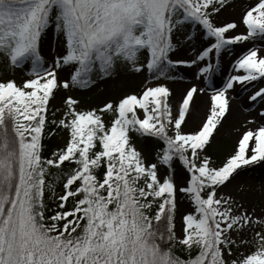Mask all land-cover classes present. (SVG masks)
<instances>
[{"label": "snow or ice", "instance_id": "snow-or-ice-1", "mask_svg": "<svg viewBox=\"0 0 264 264\" xmlns=\"http://www.w3.org/2000/svg\"><path fill=\"white\" fill-rule=\"evenodd\" d=\"M257 167L264 0H0V264H264Z\"/></svg>", "mask_w": 264, "mask_h": 264}, {"label": "rangeland", "instance_id": "rangeland-1", "mask_svg": "<svg viewBox=\"0 0 264 264\" xmlns=\"http://www.w3.org/2000/svg\"><path fill=\"white\" fill-rule=\"evenodd\" d=\"M52 44L54 46L55 37H53V39H52ZM244 47H245L244 45L235 46L233 48V53H236V52L242 50ZM188 55H192L191 51L188 52ZM231 59L232 58L230 56L224 55V57L222 59L221 70L218 71L213 77V83L216 86H220L222 84L223 80L226 78L227 74H229L231 72ZM195 71H196V69L194 67L193 68L184 67V68H181L179 70L177 82H175L172 85L174 88L177 89V94H179V91L182 90L184 87H186L188 84L194 82L192 78H193V73ZM20 75H21V73H17L18 79L20 78ZM179 77H183V79L180 80ZM144 83H145L144 77H142V76L135 77V78H133V80L131 82V87L139 89V88L143 87ZM201 86H204V85L202 84ZM243 97H244V93L240 92L239 95L233 100V114H232V116L229 117V120L232 121L233 123H235L238 119H241L246 114V113H244L243 107H242ZM206 101H207L206 96L201 98L200 111H199V114L201 117H203L204 113L206 112V107H205ZM56 103L58 106L59 100H57ZM198 122L199 121H197V123ZM224 132L227 133L228 129L225 128ZM62 135L63 134L61 133V135H58L55 138H52V143L54 145L62 144L63 143V140L61 139ZM234 138L235 137L233 135L231 139L234 140ZM230 143H231V140L226 141V144L230 145ZM138 144H140V146H142V147L144 146L142 142L138 141ZM220 155H222V153H220ZM262 171H264V170H262L260 167H257L255 172L250 173V175H254L256 177H259L261 175Z\"/></svg>", "mask_w": 264, "mask_h": 264}, {"label": "trees", "instance_id": "trees-1", "mask_svg": "<svg viewBox=\"0 0 264 264\" xmlns=\"http://www.w3.org/2000/svg\"><path fill=\"white\" fill-rule=\"evenodd\" d=\"M48 143H49V147L54 146V144L52 143V139H50Z\"/></svg>", "mask_w": 264, "mask_h": 264}]
</instances>
